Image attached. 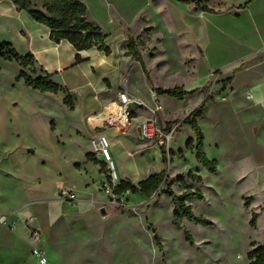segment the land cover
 <instances>
[{
	"label": "rangeland",
	"instance_id": "374dc122",
	"mask_svg": "<svg viewBox=\"0 0 264 264\" xmlns=\"http://www.w3.org/2000/svg\"><path fill=\"white\" fill-rule=\"evenodd\" d=\"M84 3L90 18L104 34L113 36L122 22L119 30L124 37H119V43L114 46L127 44L132 39L155 86L183 87L185 82L178 74L182 69L181 51L186 54L188 49L191 50L200 32L198 27L183 29L187 20L176 6L188 4L174 0H85ZM208 3L214 9L224 5L215 0H208ZM190 8L194 9L193 4ZM11 37L6 25H1L0 43ZM186 40L192 48H181L180 44ZM127 61L132 66L134 60L129 57ZM169 64L174 73L168 70ZM22 70L32 78L41 75L34 63L22 67L0 56V164L15 170L21 167L31 177L20 181L27 185V198L54 195L60 199L57 196L60 189H69L73 184L80 186L84 181L83 188H95L98 200L89 198L84 209L97 213V222L91 224V228L79 222L75 228L66 229L59 239H48L57 264H249L247 253L257 245H264V183L250 177L243 155L223 154L216 175L201 166L194 150L186 149L187 139L183 138L187 134L183 123L186 114L180 113V102L168 105L167 109L160 103L137 105L132 124L118 127L125 132L132 129L137 132L142 119L153 117L163 131L174 132V135L170 145L163 147L148 142L149 150L155 146L161 153L159 162L153 154L147 155L153 168L152 175L163 170L167 172L158 190L150 196L130 191L116 194L114 188L122 179L114 176L107 163H97L102 160L93 152V135L86 119L78 115L89 96L88 91L84 94L74 89L70 91L79 100L76 107L73 96L67 91L42 93L26 85L24 80H18ZM214 74H211V80L218 79V74ZM123 78L133 96L130 84L143 91L146 80L137 62ZM83 79V76H77L74 80L79 84ZM69 96L71 98L65 104V98ZM114 107L112 105L108 112ZM139 116L142 118L137 120ZM106 125L116 127L107 122ZM29 147H32L31 151L26 155L24 150ZM110 153L115 162L113 148ZM156 162L161 163L157 170ZM190 172L200 175L202 181H193L188 176ZM76 175H81L84 180ZM129 178L128 175L125 177ZM181 178L185 179L184 184ZM36 181L40 182L37 188L34 187ZM3 183L6 182L1 180L0 188ZM17 184L18 180L12 178L5 189H15ZM107 187L111 188L110 192ZM196 191L205 199L192 198L187 204L195 214L210 220L213 225L195 224L181 216L184 229L193 239L191 245L184 232L174 225L173 200L181 198L185 192ZM73 192L80 197L78 192ZM9 203L5 201V205ZM254 213L258 215L256 228L250 225ZM156 236L160 238L158 242ZM40 249L43 248L40 246ZM44 251L47 259L53 255L49 249ZM33 259L37 261V258Z\"/></svg>",
	"mask_w": 264,
	"mask_h": 264
},
{
	"label": "crops",
	"instance_id": "0c3cea01",
	"mask_svg": "<svg viewBox=\"0 0 264 264\" xmlns=\"http://www.w3.org/2000/svg\"><path fill=\"white\" fill-rule=\"evenodd\" d=\"M215 1L224 3L223 7L214 9L209 6L208 0H204L214 12L191 9V4L176 6L180 15L187 20L183 29L198 27L200 31L193 48L189 40L180 44L181 48L192 49H188L186 54L181 51L182 69L178 74L185 82L182 85L185 90H195L183 101L165 95L158 96L147 83L140 64L131 57L134 61L132 66L129 65L127 44L114 46L119 43V37H124L119 30L122 22L113 36L105 33L110 55L92 48L80 53L83 62L78 65H75L76 50L69 42L51 41L49 29L36 22L27 12L19 10L10 0H0V26L6 25L13 36L3 41L11 43L22 56L33 55L39 69L51 74L52 79L69 89L70 94L72 89L82 94L88 91L89 96L78 110V115L86 119L93 136L104 134L108 137L110 149L113 148L115 154V162L111 155L115 171L121 179L128 175L131 181L146 180L153 171L147 155L153 154L158 162L161 158L160 148L154 146L149 150L148 142L141 139L139 127L137 132L133 129L125 132L106 125L108 111L114 105L117 93L123 89V76L125 73L130 74V69L137 62L146 84L143 85V91L133 88L131 84L130 89L143 104L153 106L160 103L167 109L168 105L180 102L179 110L186 114L185 118L204 104L197 122L204 134L207 155L217 160L218 166L223 154L243 155L244 166L250 177L264 183V0ZM167 68L174 73L170 64ZM214 72L218 73L217 80H211L210 76ZM77 76L84 77L83 83L77 84L74 80ZM73 98L78 107L79 100L75 96ZM141 118L139 116L137 120ZM185 126L187 134L183 138L188 141L195 137V133L190 125ZM31 148L24 150V153L27 155ZM100 158L106 164V160ZM160 164L156 162V170L161 167ZM76 176L84 180L81 175ZM28 177L21 167L15 170L0 164V183L1 180L6 182L0 188V264H39L32 253L36 245L39 249L41 246L53 253L48 264H57L54 248H49L48 239H59L66 229L75 228L79 222L89 228L97 222L95 211L84 210L89 198L98 201L95 188L85 190L84 181L80 186L71 185L69 190L80 195L78 204L61 201L54 195L49 198H27V185L20 181ZM12 178L17 179L18 184L15 189L6 190L5 185ZM39 184L36 181L34 187L37 188ZM6 200L10 202L8 205H5ZM2 216L6 217L3 222ZM31 217L36 218L32 227L41 232L37 244L30 240V229L26 226Z\"/></svg>",
	"mask_w": 264,
	"mask_h": 264
},
{
	"label": "trees",
	"instance_id": "16d2710c",
	"mask_svg": "<svg viewBox=\"0 0 264 264\" xmlns=\"http://www.w3.org/2000/svg\"><path fill=\"white\" fill-rule=\"evenodd\" d=\"M21 11L27 12L36 22L46 26L50 31V39L54 43L62 41L69 42L76 50L75 65L81 64L83 59L80 55L83 51H88L92 48H97L99 51L105 52L107 55L111 54L110 48L107 46L105 35L101 27L89 18V10L84 2L81 0H10ZM155 1V0H153ZM186 4H193L194 9H202L208 12H214L202 0H174ZM0 56L4 60L15 61L18 65L26 67L31 63L37 65L33 55L28 54L25 56L20 55L11 43H0ZM126 56L135 59L141 66L147 83L153 88L158 96H168L179 101H183L188 95L195 92L187 91L184 87L176 86L174 88H157L154 87L150 72L147 70L144 59L138 50L136 44L132 39L128 40ZM41 75L32 78L28 76L23 70L18 75V80H24L25 84L38 90L42 93L68 92V90L54 81L51 74L43 72ZM71 97L65 98V104L68 103ZM204 104L198 109L194 110L190 116L185 118L184 124L190 125L195 133V137L186 142L187 150H194L197 162L203 166L210 174L216 175L218 173L217 160L210 159L205 151V138L204 134L197 122V119L202 115ZM89 160L91 156L88 155ZM105 165L104 162L97 161ZM195 182H201L202 177L196 173L190 172L188 174ZM167 177L166 170L158 174L151 175L146 180L139 182L137 185L131 180L122 179L118 185L115 186L114 192L116 194H123L127 191L132 193H140L144 196H150L155 193L160 185ZM181 183H185V179H180ZM170 195L173 194L170 192ZM192 198L204 200L205 197L199 191L185 192L181 198H174V225L182 230L186 236V240L193 245L191 235L184 229L180 218L181 216L195 224L213 225V222L194 213L191 205L187 204ZM248 207V202L245 203ZM258 215L254 213L250 225L253 228L257 226ZM159 237L156 236L155 240L158 242ZM249 264H264V245H257L247 253Z\"/></svg>",
	"mask_w": 264,
	"mask_h": 264
},
{
	"label": "built area",
	"instance_id": "2783aa9c",
	"mask_svg": "<svg viewBox=\"0 0 264 264\" xmlns=\"http://www.w3.org/2000/svg\"><path fill=\"white\" fill-rule=\"evenodd\" d=\"M214 74V73H213ZM218 74V73H217ZM213 76H216L215 74ZM143 102L137 97L133 96L127 90V84L123 82V89L117 93L116 101L114 103V110L111 111L107 118L106 122L116 127H127L132 124L133 121V111L135 106L142 105ZM139 134L142 140L147 141L151 144H154L158 147H163L170 145L173 140L174 132L167 134L163 131L158 121L153 118H146L141 121L139 125ZM93 152L98 157H105L106 163L109 166V169L114 172V176L117 177L115 171V163L113 162L110 154L111 143L108 137L104 134H98L93 136L91 141ZM111 188L107 187V192H110ZM58 196L61 201L65 202H75L78 201L77 195L69 189L62 188L60 189ZM6 219L5 216L1 217L3 222ZM36 218L31 217L27 221L26 226L30 229V240L33 243H38L41 239V232L39 229L32 227L31 224L35 222ZM15 224V223H14ZM33 255L38 259L39 264H48V259L45 256L44 252L39 249L36 245L32 249Z\"/></svg>",
	"mask_w": 264,
	"mask_h": 264
}]
</instances>
